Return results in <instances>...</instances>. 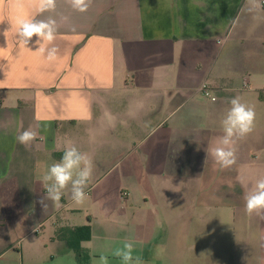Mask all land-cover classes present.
<instances>
[{"label":"crops","instance_id":"crops-1","mask_svg":"<svg viewBox=\"0 0 264 264\" xmlns=\"http://www.w3.org/2000/svg\"><path fill=\"white\" fill-rule=\"evenodd\" d=\"M261 4L250 10L248 0H92L79 12L57 0L54 12L39 14L35 0H0V252L14 233L42 232L38 211L53 202L43 176L75 146L93 164L87 198L74 208L79 215L84 207L99 211V219L88 218L92 237L102 220L164 226L166 211L174 220L190 211L191 226L208 230L214 212L233 208L238 237H253L264 264V217L249 216L244 200L264 178ZM49 16L57 22L56 39L46 45L58 48L51 62L22 45L16 27L18 18ZM237 96L256 119L232 145L236 163L222 169L210 150L219 146ZM29 128L38 136L21 145L16 137ZM64 192L71 194L70 186ZM62 199L58 212L74 202ZM50 238L69 249L57 230Z\"/></svg>","mask_w":264,"mask_h":264},{"label":"rangeland","instance_id":"rangeland-1","mask_svg":"<svg viewBox=\"0 0 264 264\" xmlns=\"http://www.w3.org/2000/svg\"><path fill=\"white\" fill-rule=\"evenodd\" d=\"M63 197H66L67 201L71 200V194L65 195L63 192L55 206L53 201L51 209L38 211L41 220H46L42 232L20 237L14 233L12 243L0 252V264H96L101 254L108 256L109 264H122L118 258L112 256V252L122 247L125 240L134 244L133 255L142 257L143 264H259L254 255L253 237L251 240L249 237H238L242 227L235 219L233 208L214 212L215 224L209 226L208 230L202 225L191 226L190 211L184 210L178 211L177 220H174V211H166L164 219L167 224L154 228L150 225L131 226L126 223L110 226L104 225L103 220L99 221L91 242L82 243L89 252L90 259L79 263L72 248L62 251V247H59L58 242L51 241L50 236H55V231H59L63 226L89 224L88 218L93 215L99 219L100 215L93 206L84 207L81 214H77L74 208L79 204L75 202L58 212L63 204ZM32 218H35V215ZM176 221L186 223L182 226L174 225ZM57 224L58 228L55 227ZM144 229H147L145 236ZM133 231L134 236L131 234ZM206 237L212 238L209 242L203 241Z\"/></svg>","mask_w":264,"mask_h":264},{"label":"clouds","instance_id":"clouds-1","mask_svg":"<svg viewBox=\"0 0 264 264\" xmlns=\"http://www.w3.org/2000/svg\"><path fill=\"white\" fill-rule=\"evenodd\" d=\"M250 10H258L262 7L261 0H248ZM39 14L54 12L57 0H35ZM73 10L86 12L92 0H67ZM2 23V22H0ZM17 37L20 43L34 52L43 55L51 62L58 58V48L46 47L56 39L57 22L51 16L47 19L18 18L16 20ZM8 30L3 32L6 37ZM30 46V47H29ZM0 70H4L0 67ZM230 108L222 120L223 136L219 146L210 150L211 156L222 169L232 167L236 163L235 149L232 145L236 139L249 135L254 128L256 113L253 107L241 102L239 96L232 98ZM38 133L31 128L19 133L16 137L18 143L28 146L36 140ZM92 160L86 153H82L75 146L68 147L63 152L61 159L53 163L47 174L43 176L45 182L46 198L58 203L66 188L71 190V198L76 204H82L87 198L86 189L92 176ZM245 211L249 216L253 214L264 217V178L256 180L254 188L245 194ZM38 203L45 207L44 198ZM222 223V222H221ZM134 244L125 240L122 247L112 252V256L118 258L122 264H143L142 257L133 255ZM96 264H109L108 256L101 254Z\"/></svg>","mask_w":264,"mask_h":264},{"label":"trees","instance_id":"trees-1","mask_svg":"<svg viewBox=\"0 0 264 264\" xmlns=\"http://www.w3.org/2000/svg\"><path fill=\"white\" fill-rule=\"evenodd\" d=\"M58 237L66 240L68 246L75 251L79 263L87 262L90 259L89 252L82 246L84 241L92 238L90 224L60 228Z\"/></svg>","mask_w":264,"mask_h":264},{"label":"built area","instance_id":"built-area-1","mask_svg":"<svg viewBox=\"0 0 264 264\" xmlns=\"http://www.w3.org/2000/svg\"><path fill=\"white\" fill-rule=\"evenodd\" d=\"M263 4H264V0H263Z\"/></svg>","mask_w":264,"mask_h":264}]
</instances>
